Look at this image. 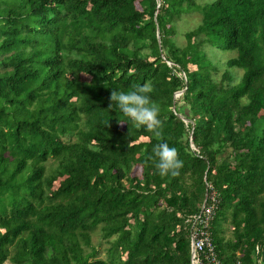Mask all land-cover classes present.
<instances>
[{"label": "trees", "instance_id": "obj_1", "mask_svg": "<svg viewBox=\"0 0 264 264\" xmlns=\"http://www.w3.org/2000/svg\"><path fill=\"white\" fill-rule=\"evenodd\" d=\"M210 46L237 54L222 68ZM146 83L159 136L109 107ZM213 191L221 263L264 264V0H0V264H193Z\"/></svg>", "mask_w": 264, "mask_h": 264}, {"label": "clouds", "instance_id": "obj_2", "mask_svg": "<svg viewBox=\"0 0 264 264\" xmlns=\"http://www.w3.org/2000/svg\"><path fill=\"white\" fill-rule=\"evenodd\" d=\"M151 87L147 83L137 86L131 90L117 92L114 90L110 96V105L114 110L121 112L127 119L137 127L143 126L155 136L160 135L162 121L159 118V106L149 95ZM156 159L153 161L159 175H177L178 170L183 167V161L179 158L174 147L166 142L153 146Z\"/></svg>", "mask_w": 264, "mask_h": 264}, {"label": "rangeland", "instance_id": "obj_3", "mask_svg": "<svg viewBox=\"0 0 264 264\" xmlns=\"http://www.w3.org/2000/svg\"><path fill=\"white\" fill-rule=\"evenodd\" d=\"M213 0H199V2H211ZM201 20V14L199 12H192L189 14L183 15L181 18H178L176 21V34L174 36L175 41L179 45L185 44L184 32L189 29H193L196 27ZM210 52L211 57L214 58L215 62H217L222 68H224V61L228 58H231L237 54L236 50H222L218 49L216 46H210L207 48ZM237 76V81L241 77L242 71L237 68L232 69ZM51 165V164H50ZM141 169L138 166H135L132 171V175H140ZM234 227L231 224L230 216H222L218 219V230L217 233L221 236H224L225 241L233 238V230ZM114 238H111L113 240ZM93 243L97 245L99 249V257L106 258L109 251V247L111 246V242L106 240L100 230L96 231L93 234Z\"/></svg>", "mask_w": 264, "mask_h": 264}, {"label": "built area", "instance_id": "obj_4", "mask_svg": "<svg viewBox=\"0 0 264 264\" xmlns=\"http://www.w3.org/2000/svg\"><path fill=\"white\" fill-rule=\"evenodd\" d=\"M216 193H207L201 212L194 217L191 233L193 264H222L213 243L210 228L216 213Z\"/></svg>", "mask_w": 264, "mask_h": 264}, {"label": "water", "instance_id": "obj_5", "mask_svg": "<svg viewBox=\"0 0 264 264\" xmlns=\"http://www.w3.org/2000/svg\"><path fill=\"white\" fill-rule=\"evenodd\" d=\"M206 199H207V194H206V197H205V201H206Z\"/></svg>", "mask_w": 264, "mask_h": 264}]
</instances>
